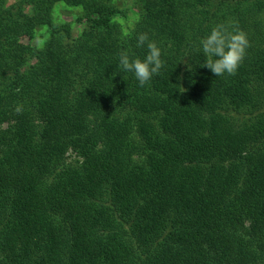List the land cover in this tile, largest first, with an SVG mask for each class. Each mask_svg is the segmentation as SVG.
I'll return each mask as SVG.
<instances>
[{
    "label": "trees",
    "instance_id": "16d2710c",
    "mask_svg": "<svg viewBox=\"0 0 264 264\" xmlns=\"http://www.w3.org/2000/svg\"><path fill=\"white\" fill-rule=\"evenodd\" d=\"M24 1L20 17L0 0V264H264V0H133L124 36L112 0H64L86 23L65 42L57 0ZM223 8L248 34L246 59L216 77L198 46L187 74L182 40L199 45ZM43 25L41 48L19 41ZM141 32L166 61L144 87L119 67L122 50L145 57ZM133 106L161 112L164 134L137 124L135 141L119 117ZM244 114L257 119L233 129Z\"/></svg>",
    "mask_w": 264,
    "mask_h": 264
},
{
    "label": "rangeland",
    "instance_id": "374dc122",
    "mask_svg": "<svg viewBox=\"0 0 264 264\" xmlns=\"http://www.w3.org/2000/svg\"><path fill=\"white\" fill-rule=\"evenodd\" d=\"M4 1V3L8 6L13 5L14 11L18 12V15L20 17L24 16L25 14H30L32 12L31 6L27 1L24 0H1ZM114 5H116L118 8H120V12L115 16V30L118 31V34L121 36L126 35L129 33L133 28H135L136 22L139 19V11L137 10L133 0H112ZM187 0H183V2H186ZM240 10L247 9L245 4H242L239 6ZM82 10L81 7L71 6L67 4L64 0H57L52 5V19L54 23L55 29H60L61 34V40L65 42L67 39L65 36L68 34L69 36L75 38L81 35L83 33V30L85 29V21L78 22L76 21V16L78 13H80ZM234 10L229 8H223L220 13L226 14L228 22H231V19L234 14ZM219 13V14H220ZM257 17L264 20V9L261 10L257 14ZM48 26L43 25L41 27H36V31L34 32L33 39L29 41V38L27 35H21L18 36L19 41H21L23 44H27L30 42L32 49H38L41 48L44 44L45 38L48 36ZM58 34V33H57ZM56 34V37H57ZM58 39V38H56ZM182 46L180 47V51L183 50V56H182V63H185L187 60L186 58H190L189 52L197 48L198 41L196 39L186 37L182 40ZM26 61L24 62L21 69H27L31 71L30 65H33L35 63V59L33 56H29L27 54ZM189 64L191 65V68L194 67V63L190 61ZM192 63V64H191ZM187 74L190 73L189 67L187 69ZM78 78V76H77ZM92 79V77H91ZM139 95L146 94L145 90H141L137 92ZM148 94V92H147ZM243 108L242 110H244ZM144 111V110H143ZM141 109L135 108V106L131 108H126L122 111L121 115L119 116L121 119L129 123L128 127L132 128L131 137L135 140L141 143V136L138 133L137 130V124H151L153 129H155V133L157 135H163L164 134V127L161 125L162 122V113L159 111L151 112V114H145ZM254 116V115H253ZM252 115L250 114H244V115H237L234 117H230L229 120L231 122V125L233 129L240 130L243 127L247 125H252L254 122V119H257L256 117L253 119ZM5 124H2V127H4ZM83 162V157L77 153L76 151H73L71 148H69L65 153V163L69 164L71 166H80V164Z\"/></svg>",
    "mask_w": 264,
    "mask_h": 264
},
{
    "label": "clouds",
    "instance_id": "9594fccd",
    "mask_svg": "<svg viewBox=\"0 0 264 264\" xmlns=\"http://www.w3.org/2000/svg\"><path fill=\"white\" fill-rule=\"evenodd\" d=\"M135 47L146 48L143 59L136 57L131 49L119 52V67L132 73L140 87L150 85L154 76H159L166 61L162 59V48L147 32L136 35ZM251 47L248 34L236 22L215 24L210 33L201 38L198 50L205 57L202 67H206L216 77L235 76L246 59ZM189 70L191 65H188Z\"/></svg>",
    "mask_w": 264,
    "mask_h": 264
}]
</instances>
